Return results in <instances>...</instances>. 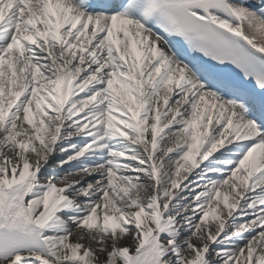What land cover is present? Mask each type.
<instances>
[{
    "label": "snow or ice",
    "instance_id": "obj_1",
    "mask_svg": "<svg viewBox=\"0 0 264 264\" xmlns=\"http://www.w3.org/2000/svg\"><path fill=\"white\" fill-rule=\"evenodd\" d=\"M0 264H264V0H0Z\"/></svg>",
    "mask_w": 264,
    "mask_h": 264
}]
</instances>
